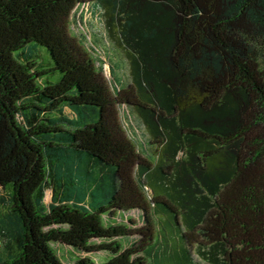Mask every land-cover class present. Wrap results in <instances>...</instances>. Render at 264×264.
<instances>
[{
	"label": "trees",
	"instance_id": "16d2710c",
	"mask_svg": "<svg viewBox=\"0 0 264 264\" xmlns=\"http://www.w3.org/2000/svg\"><path fill=\"white\" fill-rule=\"evenodd\" d=\"M91 3L128 66L113 92L98 37L70 30ZM31 44L51 68L14 56ZM0 204V264H64L51 243L73 264H147L155 214L205 264H264V0H0Z\"/></svg>",
	"mask_w": 264,
	"mask_h": 264
},
{
	"label": "rangeland",
	"instance_id": "374dc122",
	"mask_svg": "<svg viewBox=\"0 0 264 264\" xmlns=\"http://www.w3.org/2000/svg\"><path fill=\"white\" fill-rule=\"evenodd\" d=\"M99 16L100 11H97L96 8L93 7V3L85 5L83 7H78L72 13L73 24L71 25L70 30L73 32V35H76L80 40L83 38V40L86 42L85 46L88 45L89 47H91L93 45L92 40H94V35L98 37L100 43L99 47L102 49L99 59H103L107 66V68L104 69L103 74L106 77L107 81L112 82L113 79L116 80H114L113 83L109 82V88L113 92V87H115V89H119L120 87H124L126 83L130 82L128 66L124 57L117 50H115L113 46L109 44L104 36H102L104 35V31L101 25V21H99ZM95 26L98 27V31L95 29ZM95 32H97V34ZM102 51H105L106 53L104 54V52ZM21 52L24 53V56H29V58H22L19 54ZM14 56L21 61H34L38 65V70L48 69L52 67L50 59L46 55L44 49L35 44H31L23 48L21 51H17ZM106 61H108L109 63ZM108 68L113 69L114 72H112ZM52 76L53 75H50L48 77H50V79H54V81L52 82H56L58 80L57 76ZM133 116L134 117L131 121L133 132L131 130V133H135L136 137L138 138L140 143L139 148H144L148 145L146 141L147 139H149V136L147 135L142 121L135 114ZM64 126L66 128L75 129L77 125L75 124V121H73V124L70 127H68L65 123ZM81 166V169H78L77 171L74 170V168H71L70 171L71 175L74 176V180H80V183L85 186L87 182L84 181V177L82 176L81 172L88 171L89 168L85 166L84 163L82 164V162ZM53 174H55V172H53ZM66 175L69 176L70 173H67ZM64 179L67 181L69 187H72L71 181H69L66 177ZM88 186L91 187L90 185ZM2 196H5L7 198L6 193H3ZM51 196V189L46 190L44 202L47 205L51 202ZM5 209L6 206L0 204V253L3 251L4 245L6 243V240L3 237V232L5 231L3 226V221L6 214ZM152 213L154 212L152 211ZM170 217L171 219H169L166 215H152L155 234L153 244L145 250L144 256L147 264H199L197 261L205 264L201 260V258L196 256L194 250H191L189 255L187 252L180 248V246L184 247L182 239L184 227H179L177 224H175L171 215ZM139 225L140 223H138V226ZM118 242L123 248L126 246V243L129 242V239L122 238L119 239ZM95 243H97V241ZM11 245L13 246L12 242ZM50 246L57 254V256L61 258L60 260L64 264H73L76 261V258L73 255V253L77 254L75 250H70L67 247H60L54 243H51ZM7 258V254L0 255V259L2 260H6Z\"/></svg>",
	"mask_w": 264,
	"mask_h": 264
},
{
	"label": "built area",
	"instance_id": "2783aa9c",
	"mask_svg": "<svg viewBox=\"0 0 264 264\" xmlns=\"http://www.w3.org/2000/svg\"><path fill=\"white\" fill-rule=\"evenodd\" d=\"M96 10L97 11H100L98 8H96ZM99 21H101V11H100V16H99ZM95 29L98 31V27L97 26H95ZM101 66H102V70L103 71H104L105 68H107V66H106L105 63L102 64ZM108 69L110 70V68H108ZM108 82L113 83L114 82V79H113L112 82L111 81H108ZM133 117L134 116H132L131 114H129L128 111L122 110L121 113H120L121 123H122L123 127L127 130V133L129 135L131 133V130L133 132V126H132V122H131ZM131 135L130 136L133 137L134 139H136L138 141V143H139V140L136 137L135 133H131Z\"/></svg>",
	"mask_w": 264,
	"mask_h": 264
}]
</instances>
